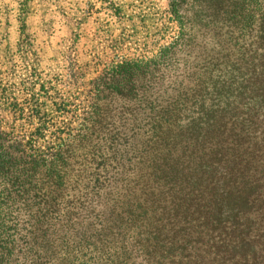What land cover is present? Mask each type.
Listing matches in <instances>:
<instances>
[{"label":"trees","instance_id":"obj_1","mask_svg":"<svg viewBox=\"0 0 264 264\" xmlns=\"http://www.w3.org/2000/svg\"><path fill=\"white\" fill-rule=\"evenodd\" d=\"M194 1L182 73L111 71L122 129L94 114L50 155L0 132V264H264V0Z\"/></svg>","mask_w":264,"mask_h":264},{"label":"rangeland","instance_id":"obj_2","mask_svg":"<svg viewBox=\"0 0 264 264\" xmlns=\"http://www.w3.org/2000/svg\"><path fill=\"white\" fill-rule=\"evenodd\" d=\"M170 2L0 0V132L9 135L8 144L27 143L31 154L50 155L87 130L94 114L109 128L122 129L126 99L105 90L111 73L136 64L146 73L139 80L135 69L140 89L187 68L190 48L181 32L200 45L197 3L185 5L182 25L171 16ZM4 200L0 194V207ZM90 206L101 207L94 198L83 207Z\"/></svg>","mask_w":264,"mask_h":264}]
</instances>
